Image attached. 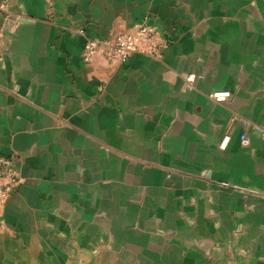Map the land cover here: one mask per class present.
Listing matches in <instances>:
<instances>
[{
    "label": "crops",
    "instance_id": "0c3cea01",
    "mask_svg": "<svg viewBox=\"0 0 264 264\" xmlns=\"http://www.w3.org/2000/svg\"><path fill=\"white\" fill-rule=\"evenodd\" d=\"M6 12L0 156L20 182L0 209V264H264V0ZM145 19L171 42L160 61H81L77 29L107 40Z\"/></svg>",
    "mask_w": 264,
    "mask_h": 264
},
{
    "label": "built area",
    "instance_id": "2783aa9c",
    "mask_svg": "<svg viewBox=\"0 0 264 264\" xmlns=\"http://www.w3.org/2000/svg\"><path fill=\"white\" fill-rule=\"evenodd\" d=\"M9 0H0V12L7 13L6 9ZM76 33L84 38V45L81 54V61L84 64L91 63L95 58L100 57L109 64L122 65L135 56L148 57L160 61L171 45L169 39L162 37L157 29L149 25L145 19L137 24L131 33H122L111 39L97 40L85 37L83 29H77ZM200 76L188 74L185 82L188 89H191ZM213 98H226L228 94H213ZM260 136L264 140V129L260 130ZM227 141V139H226ZM221 147L224 148L226 145ZM241 145L248 146V140L241 136ZM19 177L14 170L11 158L0 156V209L3 208L13 192L19 185ZM222 187H228L227 184H221Z\"/></svg>",
    "mask_w": 264,
    "mask_h": 264
}]
</instances>
